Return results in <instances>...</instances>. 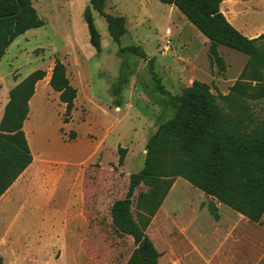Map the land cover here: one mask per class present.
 I'll list each match as a JSON object with an SVG mask.
<instances>
[{"label": "rangeland", "instance_id": "374dc122", "mask_svg": "<svg viewBox=\"0 0 264 264\" xmlns=\"http://www.w3.org/2000/svg\"><path fill=\"white\" fill-rule=\"evenodd\" d=\"M31 1L44 25L18 35L0 60V117L19 81L35 69L46 72L26 123L36 161L30 175L0 197V263L89 264L86 253L92 264H125L135 244L115 231L109 208L125 195L129 175L143 167L147 138L173 114L159 85L178 94L200 80L213 94L226 93L248 57L219 45L226 67L220 70L197 28L158 0H106L104 10L123 15L127 31L115 42L105 19L94 13L99 51L83 19L88 0ZM233 8L247 26H264V0ZM168 35L171 44L163 52ZM131 45L146 58L120 51ZM55 57L77 89L68 122L48 82ZM255 111L264 118V98ZM119 147L126 148L122 164ZM146 189L136 188L134 203ZM211 202L218 218L209 210ZM145 233L160 253L158 264H264V214L252 222L181 177H175ZM77 243L85 253L76 258L71 247Z\"/></svg>", "mask_w": 264, "mask_h": 264}, {"label": "trees", "instance_id": "16d2710c", "mask_svg": "<svg viewBox=\"0 0 264 264\" xmlns=\"http://www.w3.org/2000/svg\"><path fill=\"white\" fill-rule=\"evenodd\" d=\"M158 1L174 5L208 38L210 61L220 70L226 67L218 53L219 45L248 58L226 93L215 95L210 85L200 80H193L178 94L159 85L162 94L170 99L173 114L147 138L143 167L129 175L125 195L114 200L109 208L115 231L131 236L135 244L125 264H158L160 253L145 229L175 177L185 179L252 222H259L264 214V118L255 111L257 102L264 98V29L254 38L242 34L220 10L222 0ZM105 4L106 0H88L83 10L89 42L97 51L101 40L94 13L105 19L115 42L119 43L127 31L125 17L107 13ZM43 25L31 0H0V60L18 35ZM120 51L146 58L138 46L121 47ZM45 74V70L35 69L9 91L0 117V197L32 162L23 122L35 84ZM49 85L64 103L63 121L68 122L77 89L70 83L66 65L57 57ZM125 153L126 148H118L119 164L123 163ZM139 186L147 189L138 194L134 203V192ZM209 210L218 218L213 202ZM142 239L144 245L138 248Z\"/></svg>", "mask_w": 264, "mask_h": 264}, {"label": "crops", "instance_id": "0c3cea01", "mask_svg": "<svg viewBox=\"0 0 264 264\" xmlns=\"http://www.w3.org/2000/svg\"><path fill=\"white\" fill-rule=\"evenodd\" d=\"M250 0H222L220 2V10L222 11V13L225 15L226 19L236 28L238 29L242 34H244L245 36L249 37V38H254V37H257L259 34H261L263 32V29H264V26H261L260 28L258 29H253L249 26H247L246 24H244L243 22L239 21V19L237 18V10L236 8H233L234 6L240 4V5H243L244 3H247L249 2ZM172 7H175L174 5H171ZM175 9H177L175 7ZM178 10V9H177ZM179 11V10H178ZM197 31H199L197 29ZM200 32V31H199ZM198 33V32H197ZM201 33V32H200ZM202 34V33H201ZM199 34V35H201ZM203 35V34H202ZM204 36V35H203ZM202 37V36H201ZM204 40V43H209V40L208 38H206L204 36V38H202ZM7 50V49H6ZM243 68V67H242ZM67 69V68H66ZM241 71V70H240ZM50 73L51 71L48 73V79L50 77ZM237 78V77H236ZM20 82V81H19ZM39 81L36 82L35 84V88H34V94L32 96L35 95L36 93V85L38 84ZM49 82V80H48ZM234 82V81H233ZM232 82V83H233ZM232 85V84H231ZM50 86V85H49ZM31 99L32 97L29 99L28 101V105H29V111H28V114H27V117L26 119L24 120L23 122V130H24V133L26 135V138H27V141H28V144H29V147H30V150H31V145L29 143V138H28V135H27V131H26V123H27V120H28V117L29 115L31 114ZM32 153V151H31ZM35 156H33V153H32V162L28 165V167L22 172V174L16 179V181L6 190V192L3 194L5 195L7 192L11 191V189H13L14 185L17 183V181L19 179H21L23 177V175H26V176H29L30 173H29V170L31 169V166H33L34 162H35ZM2 195V196H3ZM67 217V215H66ZM65 217V218H66ZM245 217V216H244ZM68 219L66 218L65 219V222L63 223L61 221V226L64 230V232H66L68 230V223H67ZM77 229V228H75ZM78 230V229H77ZM71 252H73L75 254V257L77 258V254L79 252H82V253H85V250L84 248L77 243L76 246H73L71 247ZM85 260L84 262L86 263H89V264H92V261L91 259L88 257V255H86L85 253ZM62 261H63V258H62Z\"/></svg>", "mask_w": 264, "mask_h": 264}, {"label": "built area", "instance_id": "2783aa9c", "mask_svg": "<svg viewBox=\"0 0 264 264\" xmlns=\"http://www.w3.org/2000/svg\"><path fill=\"white\" fill-rule=\"evenodd\" d=\"M169 33V31H168ZM171 44V40L169 39V35L168 37L163 41V48L162 51H167L169 49V45Z\"/></svg>", "mask_w": 264, "mask_h": 264}, {"label": "water", "instance_id": "95a60500", "mask_svg": "<svg viewBox=\"0 0 264 264\" xmlns=\"http://www.w3.org/2000/svg\"><path fill=\"white\" fill-rule=\"evenodd\" d=\"M210 197H211V199H215L214 196H210ZM143 245H144V239H142V240L138 243L137 247H138V248H141Z\"/></svg>", "mask_w": 264, "mask_h": 264}, {"label": "bare ground", "instance_id": "6f19581e", "mask_svg": "<svg viewBox=\"0 0 264 264\" xmlns=\"http://www.w3.org/2000/svg\"><path fill=\"white\" fill-rule=\"evenodd\" d=\"M29 141H30V143L32 144L31 137H30Z\"/></svg>", "mask_w": 264, "mask_h": 264}]
</instances>
